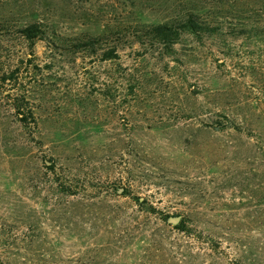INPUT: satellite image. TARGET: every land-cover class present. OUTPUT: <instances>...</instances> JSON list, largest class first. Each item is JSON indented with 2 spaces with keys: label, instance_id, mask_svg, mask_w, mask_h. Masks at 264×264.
I'll list each match as a JSON object with an SVG mask.
<instances>
[{
  "label": "rangeland",
  "instance_id": "rangeland-1",
  "mask_svg": "<svg viewBox=\"0 0 264 264\" xmlns=\"http://www.w3.org/2000/svg\"><path fill=\"white\" fill-rule=\"evenodd\" d=\"M0 262L264 264V0H0Z\"/></svg>",
  "mask_w": 264,
  "mask_h": 264
},
{
  "label": "trees",
  "instance_id": "trees-1",
  "mask_svg": "<svg viewBox=\"0 0 264 264\" xmlns=\"http://www.w3.org/2000/svg\"><path fill=\"white\" fill-rule=\"evenodd\" d=\"M194 34L196 36H200L202 33L205 32V28L199 24V22L192 16L189 17L186 21H184L182 26H177L174 23H164L157 26H152L149 30V35H151L155 42H159L164 47H173L175 43H177L181 36L184 33ZM20 33L23 39H25L30 46L35 45L38 41H47L51 40L55 42V39H59V36L55 35H48V32L43 29V27L37 23H31L28 26L23 27L20 29ZM106 39L105 36L103 37H91V38H84V39H76V42L68 43V42H61L62 45L65 46L66 49L72 51V53L79 52L81 50H89L96 51L95 49L102 44L100 41H104ZM103 60H113L118 56V50L116 48H111L102 55ZM10 78V77H8ZM9 79L4 78V82H7ZM16 113L20 120L23 122L27 121V114L19 104L15 106ZM48 168H52L49 165H46ZM123 194H127L124 193ZM138 202L141 203V199H138ZM170 218V217H169ZM178 229L185 230L183 223L181 222L177 225Z\"/></svg>",
  "mask_w": 264,
  "mask_h": 264
},
{
  "label": "water",
  "instance_id": "water-1",
  "mask_svg": "<svg viewBox=\"0 0 264 264\" xmlns=\"http://www.w3.org/2000/svg\"><path fill=\"white\" fill-rule=\"evenodd\" d=\"M121 191H123V190H121ZM180 221H181V218H180V217H172V218L170 219V222H171L173 225H178V224L180 223ZM0 264H2V263L0 262Z\"/></svg>",
  "mask_w": 264,
  "mask_h": 264
}]
</instances>
